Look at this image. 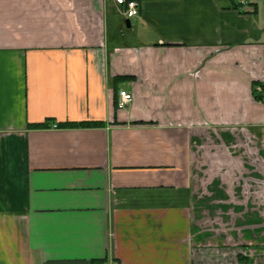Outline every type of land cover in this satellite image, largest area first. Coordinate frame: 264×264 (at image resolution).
<instances>
[{
    "label": "crops",
    "instance_id": "obj_1",
    "mask_svg": "<svg viewBox=\"0 0 264 264\" xmlns=\"http://www.w3.org/2000/svg\"><path fill=\"white\" fill-rule=\"evenodd\" d=\"M137 1L0 0V264H264V0Z\"/></svg>",
    "mask_w": 264,
    "mask_h": 264
},
{
    "label": "built area",
    "instance_id": "obj_2",
    "mask_svg": "<svg viewBox=\"0 0 264 264\" xmlns=\"http://www.w3.org/2000/svg\"><path fill=\"white\" fill-rule=\"evenodd\" d=\"M117 4L124 5L125 6V15L128 18H133L139 14V8L140 4L137 0H115ZM249 0H242V3H246ZM261 89V87H260ZM120 97L122 100V103H128L133 100L132 93L128 92L127 90H120ZM58 125L56 124L55 127Z\"/></svg>",
    "mask_w": 264,
    "mask_h": 264
},
{
    "label": "water",
    "instance_id": "obj_3",
    "mask_svg": "<svg viewBox=\"0 0 264 264\" xmlns=\"http://www.w3.org/2000/svg\"><path fill=\"white\" fill-rule=\"evenodd\" d=\"M131 23H130V20L127 19V26L130 27Z\"/></svg>",
    "mask_w": 264,
    "mask_h": 264
},
{
    "label": "trees",
    "instance_id": "obj_4",
    "mask_svg": "<svg viewBox=\"0 0 264 264\" xmlns=\"http://www.w3.org/2000/svg\"><path fill=\"white\" fill-rule=\"evenodd\" d=\"M255 84H258V83H255ZM257 98H258V99H262V97H260V96H259V97L257 96Z\"/></svg>",
    "mask_w": 264,
    "mask_h": 264
},
{
    "label": "rangeland",
    "instance_id": "obj_5",
    "mask_svg": "<svg viewBox=\"0 0 264 264\" xmlns=\"http://www.w3.org/2000/svg\"><path fill=\"white\" fill-rule=\"evenodd\" d=\"M125 27H126V26H124V30L126 29Z\"/></svg>",
    "mask_w": 264,
    "mask_h": 264
}]
</instances>
